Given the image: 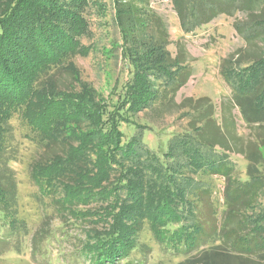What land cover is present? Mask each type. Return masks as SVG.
I'll return each mask as SVG.
<instances>
[{"label": "trees", "instance_id": "1", "mask_svg": "<svg viewBox=\"0 0 264 264\" xmlns=\"http://www.w3.org/2000/svg\"><path fill=\"white\" fill-rule=\"evenodd\" d=\"M170 1L184 34L219 15L247 14L239 35L248 49L223 63L228 66L221 74L233 93L221 105L219 122L208 98L184 100L192 131L169 137L160 157L145 147L146 128L133 118L174 106L190 71L183 44L175 58L167 52V27L146 10V0L113 2L128 77L110 105L96 102L86 88L60 91L50 79L37 88L41 75L83 53L78 38L86 30V0H0V215L12 229L18 225L6 136L9 120L21 112L50 153L32 165L33 184L51 196L59 213L95 217L100 225L86 232L82 254L88 264L126 261L144 226L162 253L185 257L179 264H264V176L258 169L264 163V0ZM63 71L74 81L71 65ZM235 109L253 130L246 145L235 131ZM122 125L134 129L128 141ZM215 148L245 157L246 181L232 178L225 154L208 153ZM197 171L225 178L226 209L217 225L214 216L196 212L197 200L208 201L210 209L208 190L187 176ZM96 202L98 211L77 214L76 206ZM0 245L7 242L0 238Z\"/></svg>", "mask_w": 264, "mask_h": 264}, {"label": "rangeland", "instance_id": "2", "mask_svg": "<svg viewBox=\"0 0 264 264\" xmlns=\"http://www.w3.org/2000/svg\"><path fill=\"white\" fill-rule=\"evenodd\" d=\"M114 1L86 0V5L81 9L86 30L78 38L80 52L83 53L74 54L63 62L62 67L51 68L46 76L41 75L37 88H42L44 82L50 79L58 90L65 93H80L86 88L93 92L96 102L100 104L110 105L116 102V96L126 82L128 73L120 49L122 41L114 18ZM146 1V10L149 9L161 18L167 27V52L171 58H175L178 44H183L187 56L186 65L190 71L186 84L173 99L174 106H170L165 112L160 109L146 110L133 118L136 124L146 128L142 138L145 147L161 157L165 153L169 137L192 131V113L190 107L181 105L184 100L208 98L213 105V116L219 122L221 105L227 104L233 93L222 77V69L228 66V62L224 66L223 63L235 55L236 51L248 49L239 35L248 16L242 12L219 15L208 24L196 27L192 33L184 34L170 0ZM67 64L72 66L75 73L74 81L63 71ZM232 116L235 131L242 138V145H246L253 140V130L245 124L236 109L232 111ZM7 129L6 146L11 158L8 168L15 178L18 225L12 229L8 220L0 215V238L7 242V245H0V264H88L82 254V245L86 232L100 230V225L95 223V217L79 220L66 213H59L51 202V196L40 192L33 184L30 178L32 165L50 153L47 150L44 153L32 127L21 112L13 114ZM121 130L125 134V141L134 132L133 127L126 125H122ZM208 153L214 156L225 154L228 166L232 169V178L247 180L248 161L243 155L223 152L219 148ZM258 169L264 176V163ZM187 176L209 192L210 209L207 207L208 201L201 205L197 200L196 212H201L203 217L209 214L214 216L217 219L216 225L219 224L226 209L223 193L225 178L208 176L203 171ZM115 177L117 176L110 179L108 185L115 183ZM100 205L98 202L89 203L87 206H76L75 210L81 215L98 211ZM34 236H37L35 244ZM184 260V256L175 255L168 250L162 253L160 246L144 226L138 235L135 250L121 264H126L127 261V264H179Z\"/></svg>", "mask_w": 264, "mask_h": 264}]
</instances>
